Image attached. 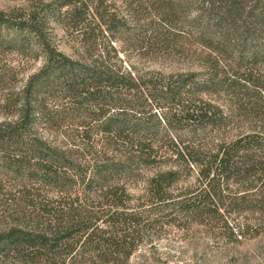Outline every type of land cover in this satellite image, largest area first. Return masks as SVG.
Instances as JSON below:
<instances>
[{"label": "trees", "instance_id": "trees-1", "mask_svg": "<svg viewBox=\"0 0 264 264\" xmlns=\"http://www.w3.org/2000/svg\"><path fill=\"white\" fill-rule=\"evenodd\" d=\"M147 1L157 14L150 45L170 46L172 30L176 36L187 34L196 46L193 72L142 80L103 61L67 55L54 42L50 23L84 24L88 0L0 10V54L42 59L0 107L6 116L0 122V160L39 185L37 193L23 194L14 210L17 218L0 229V264H127L138 253L155 223L129 209L124 188L109 183L115 173L156 162L154 142L126 135H140L152 122L162 125L156 113L149 115V98L165 103L163 120L171 130L194 136L192 146L183 145L176 154L189 159L197 173L190 195L180 200L170 194L177 171L153 177L151 206L176 207V216L192 221L208 238L227 240L221 253L240 256L237 264L247 241H254L250 250L259 249L264 225V0ZM101 5L94 9L111 32L115 19L101 12ZM81 36L86 43L92 38ZM3 71L0 83L6 79ZM216 94L226 97L225 103L212 101ZM65 127H73L69 135ZM54 130L72 144L49 140ZM211 130L233 133L210 139ZM102 133L120 140L122 156L108 155L112 144L97 139ZM100 186L103 202L88 205ZM201 247L205 254L208 245Z\"/></svg>", "mask_w": 264, "mask_h": 264}, {"label": "rangeland", "instance_id": "rangeland-1", "mask_svg": "<svg viewBox=\"0 0 264 264\" xmlns=\"http://www.w3.org/2000/svg\"><path fill=\"white\" fill-rule=\"evenodd\" d=\"M50 1L52 0H0V10L12 11L28 5L37 8L43 2ZM102 2L100 11L108 12V15H112L116 22V28L111 32L107 31L106 25L94 9ZM147 2V0H88L89 9H86L83 17L85 23L75 25L73 22L52 21L50 23L52 38L60 50L73 58L84 55L90 61H103L121 70L122 73H130L137 79H163L193 72L197 67L196 46L193 39L186 36L187 34L176 36L177 31L172 30L169 31L172 34L170 46L150 45L152 22L156 21L157 14L149 8ZM85 33L92 35L89 43L82 40L81 34ZM32 57L12 51H4L0 54V69L6 72V79L0 83V107L4 104L7 95L16 93L26 79L41 66L42 59L37 60ZM145 97H149L147 92ZM214 100L225 103L226 97L216 94L212 97V101ZM149 103L151 105L148 109L149 115L156 113L162 125L159 127L152 122L153 126L151 125L150 130L140 132V135H126L133 138L139 136L154 142L155 147L159 149L156 162L151 166L135 167L133 172L115 173L112 182L109 183L110 186L124 188L129 199V209L143 213L155 223L153 230L146 232L144 243L139 246L138 253L127 264H237L238 259H241L240 256L225 258L221 253L227 240L208 238L193 226L192 221L176 216V207L151 206L149 182L153 177L167 171H177V181L171 187L170 194L174 200H180L190 195L197 182V173L189 159L185 162L176 154L183 145L192 146L194 136L186 131L174 132L167 126L163 120V112L166 111L164 102H152L149 98ZM5 118L6 116L0 113V122ZM69 119L70 124H73ZM72 128L64 129L67 131ZM60 132V130H54L47 136L55 143L72 142V140L68 142V137H63ZM209 133L210 139L223 140L233 131L211 130ZM97 139L102 143L112 144L110 149H107L109 156L115 154L120 157L122 152H125L120 140L114 135L108 136L102 133L97 136ZM171 139L177 143L178 149L172 145ZM38 186L35 181L26 180L12 172L0 160V229L6 227L12 219L17 218L14 210L22 204L23 194L29 191L37 193ZM101 189L100 186L96 190L97 193L90 194L88 205L98 207V203L103 202ZM104 189L103 191H106V188ZM40 194L45 196L46 193L41 191ZM262 229L263 239L259 249L250 250L252 249L250 244L254 241H247L242 248L243 261L239 264H264V225ZM201 245H208L205 254H201ZM202 255H205L204 263L198 261Z\"/></svg>", "mask_w": 264, "mask_h": 264}]
</instances>
